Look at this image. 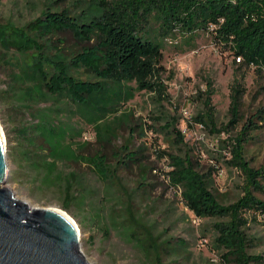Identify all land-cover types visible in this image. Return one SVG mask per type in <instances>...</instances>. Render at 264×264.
<instances>
[{"label": "rangeland", "instance_id": "obj_1", "mask_svg": "<svg viewBox=\"0 0 264 264\" xmlns=\"http://www.w3.org/2000/svg\"><path fill=\"white\" fill-rule=\"evenodd\" d=\"M101 1L0 0V23L26 26L49 8L66 9L75 17ZM150 27L158 32L155 21ZM59 37L66 39L67 49L76 45L70 33ZM173 37L178 43L160 39L167 98L137 90L135 82L125 83L124 91L132 96L95 121L67 97L45 95L31 106L22 104L18 91L24 85L15 74L29 68L33 54L0 47V124L9 170L5 187L32 207H57L68 214L81 230L80 249L92 264H223L213 243V224L219 220L200 219L185 206L181 191L165 177L169 161L162 153H187L207 175L218 201L231 204L243 196L246 181L241 171L227 164L232 157L228 141L240 136L253 119L259 127L248 134L245 157L254 168L264 165V75L218 45L211 32ZM73 75L91 79L83 70ZM209 82L218 128L231 120L234 88L242 90L241 121L229 131L214 133L195 121L205 112ZM41 114L67 131L63 146L76 156L106 155L116 178L103 182L84 161L52 158L34 128L23 134L25 127L39 122L35 117ZM170 123L184 134L185 145L176 143L167 127ZM130 151H141L143 164L125 169L115 157L126 159ZM255 195L264 201V193ZM248 217L245 230L255 242L250 253L264 256V216Z\"/></svg>", "mask_w": 264, "mask_h": 264}, {"label": "trees", "instance_id": "obj_2", "mask_svg": "<svg viewBox=\"0 0 264 264\" xmlns=\"http://www.w3.org/2000/svg\"><path fill=\"white\" fill-rule=\"evenodd\" d=\"M152 21L158 23L156 34L150 27ZM201 31L211 32L218 45L231 50L243 65L253 66L264 75V0H102L75 17L66 9L49 8L26 26L0 23V47L21 55L33 54L29 68L15 74L16 81L24 85L18 91L22 104L31 106L45 95L67 97L95 121L124 97L132 96L124 91L125 83L135 82L137 90L166 99L160 39L177 40L173 36H193ZM66 33L72 34L76 41L69 49L65 47L66 39L59 37ZM80 70L91 79L73 75ZM209 84L205 112L196 116L195 121L207 125L214 133L235 128L241 121L242 90L234 88L231 120L218 128L212 83ZM35 118L39 122L25 127L23 134L32 128L39 132L37 136L44 139L52 158L84 161L103 182L116 178L106 155L76 156L63 146L65 129L55 127L46 114ZM167 127L175 134L176 143L185 145V136L176 125L170 123ZM258 127L251 119L240 136L228 141L232 157L227 164L241 171L246 181L243 196L228 205L218 201L207 175L187 153H162L169 161L165 177L171 187L181 191L185 206L200 219L219 220L213 224V243L221 252L223 264H264L263 255L250 253L255 242L245 230L249 214L254 219L257 215L264 216V201L255 195L264 193V165L254 168L245 157L248 134ZM30 143L34 142L30 139ZM115 159L121 167L130 169L132 165L141 166L144 157L141 151H130L126 159L119 156ZM66 181L71 183L69 177Z\"/></svg>", "mask_w": 264, "mask_h": 264}, {"label": "water", "instance_id": "obj_3", "mask_svg": "<svg viewBox=\"0 0 264 264\" xmlns=\"http://www.w3.org/2000/svg\"><path fill=\"white\" fill-rule=\"evenodd\" d=\"M0 124V264H92L80 249L76 227L52 208L32 207L1 185L8 179Z\"/></svg>", "mask_w": 264, "mask_h": 264}, {"label": "bare ground", "instance_id": "obj_4", "mask_svg": "<svg viewBox=\"0 0 264 264\" xmlns=\"http://www.w3.org/2000/svg\"><path fill=\"white\" fill-rule=\"evenodd\" d=\"M3 129V128H2ZM5 141H6V138H5ZM6 149H7V142H6ZM8 172H9V170H8ZM9 177V176H8ZM5 185H6V183H4V184H2L1 186L2 187H4V188H7V187H5ZM8 189H10V188H8ZM12 192H14L12 189H10ZM14 194H16L15 192H14ZM25 201V200H24ZM28 202V201H27ZM29 203V202H28ZM52 209H54V210H56V211H58V212H60V213H62V214H64V215H66L70 220H71V222L74 224V226L76 227V230L78 231V234H79V236H80V238H81V236H82V233H81V230H80V228H79V226L77 225V223L68 215V214H66L65 212H63L61 209H59V208H57V207H51Z\"/></svg>", "mask_w": 264, "mask_h": 264}, {"label": "built area", "instance_id": "obj_5", "mask_svg": "<svg viewBox=\"0 0 264 264\" xmlns=\"http://www.w3.org/2000/svg\"><path fill=\"white\" fill-rule=\"evenodd\" d=\"M210 29H213V27L211 26ZM168 41H169L170 43H178L177 40H174V39H171V38H170ZM238 59H239V58H238ZM239 60H240V59H239Z\"/></svg>", "mask_w": 264, "mask_h": 264}]
</instances>
